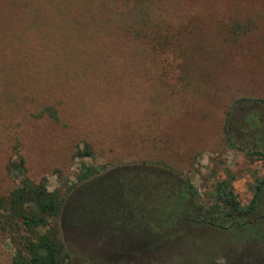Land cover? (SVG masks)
Wrapping results in <instances>:
<instances>
[{"label": "rangeland", "instance_id": "obj_1", "mask_svg": "<svg viewBox=\"0 0 264 264\" xmlns=\"http://www.w3.org/2000/svg\"><path fill=\"white\" fill-rule=\"evenodd\" d=\"M11 1L0 0V195L15 184L6 165L17 153L29 178L45 177L60 192L81 163L98 166L96 177L65 191L62 236L72 264H158L156 249L166 264H262L264 185L254 217L212 231L204 211L221 200L223 181L233 201L248 204L264 173L263 160L247 153L264 150V0L160 4L191 48L169 80L156 78L149 56L128 48L102 17L80 27L83 37L60 30L56 18L21 31L24 16ZM237 19L250 29L229 44L221 30ZM49 105L57 121L37 115ZM84 145L93 155L73 159ZM174 177L193 186L191 203L203 210L174 201ZM11 258L0 234V262Z\"/></svg>", "mask_w": 264, "mask_h": 264}, {"label": "trees", "instance_id": "obj_2", "mask_svg": "<svg viewBox=\"0 0 264 264\" xmlns=\"http://www.w3.org/2000/svg\"><path fill=\"white\" fill-rule=\"evenodd\" d=\"M172 1L176 4H182V2L183 4L196 2L208 4V0ZM165 2V0H12L11 4H16L22 10L24 17L19 26L21 31L26 27L32 29L40 25V20L42 25L51 26L56 18V21L61 23L58 27L60 30L65 33L76 32V36L83 37L87 35L85 34L87 30L80 27L85 22H94L88 24L97 26L96 19L102 17L107 25L127 40L128 48L138 50L139 55L144 53L149 56L153 66L152 73H155L156 78L160 74L162 78L169 80L176 77V75L171 77L169 72H177L185 65L191 48L186 41V31L176 28V22H168L164 19V8L160 4H165ZM81 4H85L84 8ZM78 14L85 15L81 17ZM4 24L9 27V23L4 22L1 28ZM249 29L250 26L237 19L227 30L222 28L221 31L226 36L224 40L233 44L240 34H244ZM14 37L18 38L19 34L17 33ZM196 44L192 46L193 50L199 48ZM176 86L175 82L172 84L171 80L168 81V87ZM45 113L52 119L58 120L57 109L54 106H45L37 115L41 117ZM251 118L255 122L254 125L250 124L249 119ZM228 121L226 117L223 132L227 145L234 147L235 142L230 134ZM256 121L255 117L249 116L245 119V124L254 127ZM247 153L249 156H259L263 160L264 168V150H248ZM92 155L91 149L84 145L81 149L78 148L72 157L82 159ZM24 162V158L18 153L17 160L8 161L6 170L15 180V184L7 194L0 195V234L5 236L12 249V264H72L70 253L62 236V218L68 203L66 192L81 182L87 183V180L96 177L100 167L81 163L75 177L76 181L65 190L66 192H60L59 189L49 190L45 177L39 180L29 178L25 172ZM159 165L170 169L163 161ZM177 180L170 181L174 190L172 194L175 196L174 201L182 207L189 205L198 211L203 210L199 204L196 207L191 203L197 197L193 186L189 184L185 189L183 184L179 186ZM263 185L264 173L255 184L253 198L248 204L240 205L233 201L227 184L224 181L220 182L216 190L222 196L221 200L216 201L214 206L204 211L209 220L207 227L212 231L215 228L222 229L240 219L256 216L255 211L261 200ZM220 202H225V204L220 206ZM262 217H264V212L257 218ZM156 251L157 259L160 258L158 264H166L167 258L161 254V249L159 252L158 249ZM178 255H180L178 258L184 261L189 258L186 253ZM228 263L237 264L230 260ZM259 263L264 264V259Z\"/></svg>", "mask_w": 264, "mask_h": 264}]
</instances>
